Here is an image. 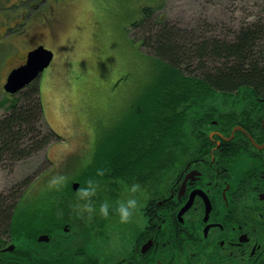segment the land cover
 I'll return each instance as SVG.
<instances>
[{
    "label": "rangeland",
    "instance_id": "1",
    "mask_svg": "<svg viewBox=\"0 0 264 264\" xmlns=\"http://www.w3.org/2000/svg\"><path fill=\"white\" fill-rule=\"evenodd\" d=\"M147 6L154 7L150 17L144 14ZM142 18V25L136 26ZM160 19L184 31L182 36L176 33L179 42H185L190 34L200 36L198 33L230 38L242 26L264 19V0H0V116L7 111L3 99H10L3 88L7 73L21 55L42 44L54 53L50 65L36 78L45 118L42 126L58 136L26 158L7 156L0 160V193L15 195V199L21 193L32 199L33 194L43 198L53 188L48 182L54 176H65L62 187L73 188L74 181L81 184L86 180L95 154L106 150L121 128L129 127L135 108L145 105L158 84L163 66L143 41L151 29L160 27ZM196 63L193 61L190 69L199 73ZM232 94L218 93L206 102L230 106ZM202 106L189 109L191 120L200 114ZM190 126L187 121L163 168H150L144 178L110 173L99 177L101 189L94 198L97 203L127 196L126 183L135 179L143 191L137 194L141 204L134 215L141 213L142 205L154 194V184L165 181L171 168L185 159V146L192 141ZM71 208H67L65 219L74 215ZM73 223L66 219L61 227L37 231L20 244L40 255L36 246L62 248L65 244L61 240L74 233L75 247L107 248L105 254L111 258L120 249L117 239L127 225L115 214L109 218L95 215L91 220L77 216ZM42 233L49 235L48 241L39 240ZM5 238L6 247L19 244L18 237ZM55 250L51 249L50 260L58 257L52 255Z\"/></svg>",
    "mask_w": 264,
    "mask_h": 264
},
{
    "label": "trees",
    "instance_id": "2",
    "mask_svg": "<svg viewBox=\"0 0 264 264\" xmlns=\"http://www.w3.org/2000/svg\"><path fill=\"white\" fill-rule=\"evenodd\" d=\"M153 8H144L145 17L154 13ZM144 19L136 21L135 25H142ZM157 23L160 27L147 33L143 45L153 51L163 66L158 84L145 105L135 108L129 127L121 128L107 149H100L95 154L96 160L88 165L90 170L85 173L87 178H99L95 168L106 170L103 178L108 176L107 173L122 178L127 174L131 178L141 175L144 178L150 168H163L168 163L171 147L189 121L190 108H198L218 93L232 94L228 91L241 85L253 84L264 91V19L242 26L230 38L185 34V42L177 41L176 37V33L182 36L183 30L175 25L169 27L164 19ZM195 60V70L199 73L190 69ZM2 104L7 106V111L0 116L1 161L7 156L15 160L26 158L58 137L52 129H43L44 111L36 81L12 94L10 99L4 98ZM29 180L30 177L24 181ZM75 191L68 185L53 187L43 198L33 194L34 199L25 193L17 199L15 195L0 193V246L8 235L18 237L19 243L15 244L14 250L5 252L8 256L1 259L4 264H30L41 260L20 243L36 235L37 231L61 227L66 219L74 224L76 213L66 219L64 214L75 201ZM74 235L61 240L68 245L62 247L70 261H77L82 250V246L72 244ZM81 254L82 260L91 259L83 252ZM57 260L60 259L51 261ZM91 260L99 261V258Z\"/></svg>",
    "mask_w": 264,
    "mask_h": 264
},
{
    "label": "flooded vegetation",
    "instance_id": "3",
    "mask_svg": "<svg viewBox=\"0 0 264 264\" xmlns=\"http://www.w3.org/2000/svg\"><path fill=\"white\" fill-rule=\"evenodd\" d=\"M228 92L233 105L204 102L189 118L185 159L154 184L111 258L107 248L82 246L70 261L64 247L38 245L44 260L30 264H264V91L246 84ZM5 245L0 264L12 251ZM51 249L60 260H50Z\"/></svg>",
    "mask_w": 264,
    "mask_h": 264
},
{
    "label": "clouds",
    "instance_id": "4",
    "mask_svg": "<svg viewBox=\"0 0 264 264\" xmlns=\"http://www.w3.org/2000/svg\"><path fill=\"white\" fill-rule=\"evenodd\" d=\"M97 174L102 177L105 173L104 168H98ZM66 182L63 175L54 176L49 180L50 187L60 188ZM127 196L118 198L114 202L109 199H103L97 203L94 199L101 189L100 180L96 177H89L84 180L75 191V202L72 208L77 216L91 220L95 215L109 218L115 214L121 223L128 222L138 211L140 200L138 193L142 192L141 183L135 179L131 183H126Z\"/></svg>",
    "mask_w": 264,
    "mask_h": 264
},
{
    "label": "water",
    "instance_id": "5",
    "mask_svg": "<svg viewBox=\"0 0 264 264\" xmlns=\"http://www.w3.org/2000/svg\"><path fill=\"white\" fill-rule=\"evenodd\" d=\"M54 57V53L51 49L45 47L42 44L37 45L27 53L25 63L13 68L7 75L6 81L3 85L4 90L7 93L15 94L23 89L30 82L35 80L41 72L50 65ZM78 181L73 182V188L77 189L79 186ZM67 230V226L64 227ZM39 240L48 241L49 235L42 233L39 236ZM15 244H10L5 247L4 250H13Z\"/></svg>",
    "mask_w": 264,
    "mask_h": 264
}]
</instances>
